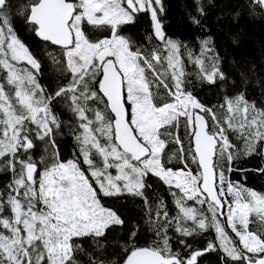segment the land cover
<instances>
[{
    "label": "snow or ice",
    "instance_id": "obj_1",
    "mask_svg": "<svg viewBox=\"0 0 264 264\" xmlns=\"http://www.w3.org/2000/svg\"><path fill=\"white\" fill-rule=\"evenodd\" d=\"M246 7L264 17V0ZM164 12L163 0H0V264H201L209 253L264 264V193L231 178L249 171L239 160L264 161V100L243 87L218 104L199 99L191 78L227 82L222 57L210 35L197 48L170 37ZM141 14L151 47L124 34ZM18 23L43 45L51 91ZM153 178L171 208L149 194ZM124 198L141 202L142 223L110 241L127 219L106 200Z\"/></svg>",
    "mask_w": 264,
    "mask_h": 264
},
{
    "label": "trees",
    "instance_id": "obj_2",
    "mask_svg": "<svg viewBox=\"0 0 264 264\" xmlns=\"http://www.w3.org/2000/svg\"><path fill=\"white\" fill-rule=\"evenodd\" d=\"M163 2L164 28L170 37L197 48V38L202 39L210 35L222 57L221 67L228 77L227 82L209 85L200 83L194 77L191 78L190 90L199 99L208 105L218 104L224 93L234 94L243 87L246 88L249 99H254L258 103L264 100V17L251 15L246 7V0H201L205 15L200 17L201 26H196L189 20V14H195L194 0H163ZM150 25L149 18L141 14L136 23L125 26L124 34L141 45L151 47V43L145 40L146 35L151 32ZM17 27L33 53L41 60L43 73L40 78L41 83L47 85L51 91L57 86V80L44 55L42 43L36 40L22 23H18ZM188 70L194 71L191 65H188ZM60 147L62 157L71 158L73 151L71 138L66 136L60 138ZM172 148L174 149V146ZM173 164H176V161H173ZM237 167L249 171L233 172L231 174L233 180H239L246 187L264 193V174L254 171L258 167H264V161L259 157H250L239 160ZM8 181V174L0 173V187L6 185ZM150 183L154 188L149 194L164 196L171 208V197L167 196L166 189L154 178ZM106 203L119 209L127 219V225L123 229L117 228L109 234L110 241H123L134 221L142 223V204L138 199L131 198L108 199ZM140 235L141 242L151 238L146 226ZM213 236L214 233L209 232L203 237H198L197 246H203ZM118 251L119 248L110 244L106 256L112 258V253ZM201 264H219L217 254H207L202 258Z\"/></svg>",
    "mask_w": 264,
    "mask_h": 264
}]
</instances>
